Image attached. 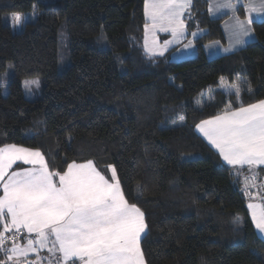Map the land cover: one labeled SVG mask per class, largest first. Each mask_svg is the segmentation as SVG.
Listing matches in <instances>:
<instances>
[{"label": "trees", "instance_id": "obj_1", "mask_svg": "<svg viewBox=\"0 0 264 264\" xmlns=\"http://www.w3.org/2000/svg\"><path fill=\"white\" fill-rule=\"evenodd\" d=\"M208 6L192 0L186 18L205 30L197 55L173 61L145 50L144 0H0V73L14 66L7 93L0 86V146L39 149L53 171L74 161L113 166L144 213L146 264H264L244 177L196 131L229 100L239 106L221 77L241 81L243 104L264 99V22L253 24L256 40L208 58L206 43L226 41ZM63 26L69 65L59 71ZM34 76L43 91L30 99L23 81Z\"/></svg>", "mask_w": 264, "mask_h": 264}, {"label": "snow or ice", "instance_id": "obj_2", "mask_svg": "<svg viewBox=\"0 0 264 264\" xmlns=\"http://www.w3.org/2000/svg\"><path fill=\"white\" fill-rule=\"evenodd\" d=\"M191 7L192 0H144L146 50L158 46L157 32L171 33L174 40L182 37L183 17ZM221 9L233 13L236 44L244 43L242 37L250 35L254 20L264 22V0H212L208 6L213 15ZM241 9L244 20L236 15ZM21 19L19 14L14 17L17 24ZM172 42L165 40L158 54ZM32 84L39 87L38 81L25 87ZM220 86L232 89L227 94H234L239 106L229 100L220 113L196 125L198 132L228 165L250 170L264 166V100L245 105L238 84L228 86L221 77ZM246 91L251 92L250 85ZM18 162L29 167L13 170ZM256 175L250 177L253 184ZM248 208L256 229L264 233V206L249 203ZM146 228L144 213L126 199L114 167L110 178L91 160L53 171L39 149L0 146V252L6 255L0 264H41L45 259L47 264H146L141 248ZM41 250L50 256L40 257ZM30 254L36 259L29 260Z\"/></svg>", "mask_w": 264, "mask_h": 264}, {"label": "crops", "instance_id": "obj_3", "mask_svg": "<svg viewBox=\"0 0 264 264\" xmlns=\"http://www.w3.org/2000/svg\"><path fill=\"white\" fill-rule=\"evenodd\" d=\"M208 2L210 4V3H212V0H208ZM189 13H190V11H186L185 14H184V17H183V19L185 20V24H186V31H185V33H184V35L182 37L174 40L172 35H171V33L157 32L156 35H157V39L159 41L158 46L152 51H148L145 48L146 52L148 54H150V55H155V56L159 55L158 54L159 50L164 47V41L165 40H172L173 42L166 46V50L163 51V54L172 52V51H174L177 48L178 44H183V43L187 42L188 39H189V36H190L189 32H194L197 29L196 28L195 30H190L188 28V25H187V22H186V18L189 16ZM236 15H238L240 17V19H242V20L246 19V13L244 12L243 9H241L239 12H237ZM253 15H255V14H253ZM210 16L214 17V18H222V29L224 31L225 39H226V41L224 43H221L222 46H224L223 48L219 47V45H214L213 53H215L217 55H220V56L221 55H227V54L233 53V52H235L237 50H240L241 48L245 47L249 42L256 40V33H255V30H254L253 24H254V22L260 21V20H254V22L250 25V27L252 29L250 35L242 37V39L244 40V43L243 44H236L235 43V39L236 38H235V36L232 33V26L234 25L233 13L230 10H228V9H221V10L217 11L214 15L210 14ZM204 32H205V30H203V33ZM203 33H200L199 36H201ZM199 36H197V38ZM148 41H149V45H151V35H149ZM215 42H219V41H215ZM208 44H211V42H209V43H207L205 45L204 49H205L206 52H207L206 47H207ZM231 46L235 47L234 48L235 50H230V51H233V52L227 53V51H225V49H227V47H229V49H231ZM261 100H264V99H261ZM256 102H253V103H256ZM196 131L198 132L197 128H196ZM198 134L218 153V151L207 141V139L205 137H203L202 134H200L199 132H198ZM218 155H219V153H218ZM220 158L222 159L221 156H220ZM222 161L224 162V164L229 166L236 174L242 175L243 177L246 176L247 174H253V172H255L257 175H259L261 182L258 185L257 196L255 198H253V199L247 200V203H246L248 213H249L250 218L252 220L251 210L248 208V204L249 203H255V204L259 205V206H264V187H263L264 186V166H260V167H258L256 169L250 170L247 166H244V167H239V166L233 167L231 165H228L223 159H222ZM80 163H83V162H80ZM18 165H19V167H29L28 165H20L19 162H18ZM18 165H14L13 170H17ZM94 165L102 173V170H104V169L99 167L95 163H94ZM252 222H253V220H252ZM253 224H254V222H253ZM254 227H255V224H254ZM255 229H256V227H255ZM256 233L258 234L259 237L264 239V233L259 232V230H257V229H256ZM44 251H47V250H41L39 252V256L40 257L44 254L43 253ZM31 255L32 256H29V258H30L29 260H35L36 259V254H31ZM45 261L46 260H43L41 262V264L42 263L45 264Z\"/></svg>", "mask_w": 264, "mask_h": 264}, {"label": "rangeland", "instance_id": "obj_4", "mask_svg": "<svg viewBox=\"0 0 264 264\" xmlns=\"http://www.w3.org/2000/svg\"><path fill=\"white\" fill-rule=\"evenodd\" d=\"M47 1H54V0H47ZM203 30H204L203 28H197L194 32H189L190 36H189L188 41L183 43V44H178L177 48L174 51L169 52L170 59L173 61H180V60L194 58L197 55V45H196L195 39L197 38V36H199L200 33H203ZM192 33H196V35L193 36ZM67 37L68 36H67L66 28H65V26H63L60 29V34H59V41H60V50H59L60 60H59V65H58L59 71H63L69 65V62L67 61V56H68V51H67L68 38ZM221 43H224V42H222V41L215 42L214 40L211 41V44H208L206 47V49H207V52L205 51L206 56H208V58H215L217 56H220V55L213 53V49H214L213 47H214V45H219V47L223 48L224 46H222ZM204 48H205V46H204ZM234 48L235 47L231 46V50H235ZM227 49H229V47H227ZM230 52H233V51H227V53H230ZM13 73H14L13 63L8 62L6 69L0 73V86H2L4 93H7V91H8V89H7L8 88V82H9V79L11 78V76L13 75ZM29 81H38L39 87H37L35 84L30 85V87H25V83L29 82ZM234 84H238L241 87L242 83H241V81H237ZM228 86H230V85H228ZM222 88H224V87H222ZM226 88H227V89H225L226 92H230L232 90L230 87H226ZM23 89H24V94L27 98L33 99V98L40 97L42 95V91H43V82H42L41 77L34 76L31 78L25 79L23 81ZM212 93H213V90H211V89L206 91V92H203L201 94V100H200L201 104H203L204 102H207V100L211 99L212 95H213ZM19 146H21V145H19ZM26 148H28V147H26ZM111 167H113V166H111ZM111 167L110 166L103 167L104 170H102V173H103V175L106 176V178L111 177ZM130 204H133V203H130ZM144 234H142V237ZM43 253L44 254L41 256L42 258L50 256V254L47 251H44ZM30 256H32V255L30 254ZM28 259H30V258L28 257ZM0 261H6V255L4 252H0ZM7 264H15V261L7 262ZM45 264H47V260L45 261Z\"/></svg>", "mask_w": 264, "mask_h": 264}, {"label": "built area", "instance_id": "obj_5", "mask_svg": "<svg viewBox=\"0 0 264 264\" xmlns=\"http://www.w3.org/2000/svg\"><path fill=\"white\" fill-rule=\"evenodd\" d=\"M253 174H247L246 176H244L243 178V186H242V195L243 198L245 200H250L253 199L257 196V191H258V185L260 184L261 180L259 175H256V180L255 183L253 184L250 180V177ZM246 181H247V185H246ZM264 187V186H263ZM247 193H251V196H249ZM11 243L9 242L6 247H10Z\"/></svg>", "mask_w": 264, "mask_h": 264}]
</instances>
